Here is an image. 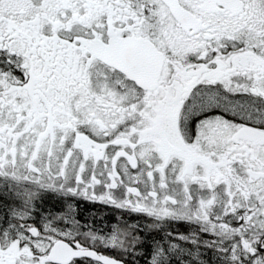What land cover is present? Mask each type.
<instances>
[{
    "label": "snow or ice",
    "instance_id": "6c2138e0",
    "mask_svg": "<svg viewBox=\"0 0 264 264\" xmlns=\"http://www.w3.org/2000/svg\"><path fill=\"white\" fill-rule=\"evenodd\" d=\"M0 264H264V0H0Z\"/></svg>",
    "mask_w": 264,
    "mask_h": 264
}]
</instances>
